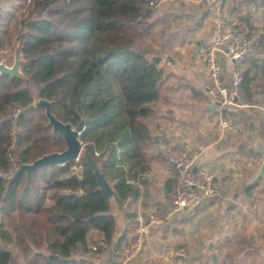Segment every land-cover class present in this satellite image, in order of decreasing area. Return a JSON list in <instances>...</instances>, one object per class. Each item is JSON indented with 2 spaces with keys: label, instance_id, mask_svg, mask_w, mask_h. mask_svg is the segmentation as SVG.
<instances>
[{
  "label": "trees",
  "instance_id": "trees-1",
  "mask_svg": "<svg viewBox=\"0 0 264 264\" xmlns=\"http://www.w3.org/2000/svg\"><path fill=\"white\" fill-rule=\"evenodd\" d=\"M150 2L33 0L26 6V0H6L0 7V47L11 43L18 24L27 29L21 71L28 81L0 75V240L16 248V253L0 248V264H15L16 254L23 264H88L75 258L88 230L98 229L111 241L115 219L83 156L77 173L71 160L11 179L19 162L66 147L60 134L50 133L43 107L15 117L11 110L24 109L42 96L52 102L51 111L59 120L74 126L84 120L80 139L105 179L119 161L117 150L138 158L150 140L141 118L158 100L164 77L163 68L137 47L150 29ZM121 163L113 186L119 202L133 193ZM49 189L55 202L47 206Z\"/></svg>",
  "mask_w": 264,
  "mask_h": 264
},
{
  "label": "crops",
  "instance_id": "crops-1",
  "mask_svg": "<svg viewBox=\"0 0 264 264\" xmlns=\"http://www.w3.org/2000/svg\"><path fill=\"white\" fill-rule=\"evenodd\" d=\"M152 2L150 29L143 37L147 47L143 50L160 56L154 65L163 68L164 77L158 100L148 105L147 114L141 118L150 140L138 158L117 150L122 162L119 168H123L133 193L122 202L114 194L107 198L115 219L111 241H106L102 231L91 228L75 258L88 264H108L118 250L120 264H264V177L247 186L262 159L255 152V142L259 139L264 143V99L258 93L264 88V2L223 0L220 7L222 17L233 29L263 38L244 65L241 90L248 106H229L223 112L229 121L240 118V129L219 126V109L203 89L204 57L199 50L214 36L217 4L200 0ZM249 8H256L260 15L253 18ZM223 64L229 84V64ZM163 145L198 153L195 166L215 173L219 186H226H220L219 193L200 204L172 213L163 223H150L141 244L135 246V216L163 213L168 196L178 187L174 169L160 154ZM107 156L101 157L99 166ZM117 163L110 166L106 176L113 193ZM54 202L51 194L45 205ZM0 248L16 253L8 241L0 240ZM15 264H23L21 255L16 254Z\"/></svg>",
  "mask_w": 264,
  "mask_h": 264
},
{
  "label": "built area",
  "instance_id": "built-area-1",
  "mask_svg": "<svg viewBox=\"0 0 264 264\" xmlns=\"http://www.w3.org/2000/svg\"><path fill=\"white\" fill-rule=\"evenodd\" d=\"M31 2L33 0H26ZM205 3L217 4L213 38L200 47L204 57L203 89L219 109V126L232 129L233 124L224 117L223 112L229 106H248L245 94L241 90L244 78V65L254 56L261 35L235 30L222 17L220 10L223 0H200ZM152 4V2H150ZM224 61L229 64L230 83L224 78ZM163 159L174 169L178 187L168 196V207L161 214L148 213L135 216L134 242L139 246L142 237L148 232L150 223H163L172 213L181 209L200 204L203 200L214 196L216 192L214 175L208 169L196 167L198 153L177 151L172 146L163 145L160 151ZM95 248V246H94ZM180 255L185 256L184 251ZM118 250L108 264H120Z\"/></svg>",
  "mask_w": 264,
  "mask_h": 264
},
{
  "label": "water",
  "instance_id": "water-1",
  "mask_svg": "<svg viewBox=\"0 0 264 264\" xmlns=\"http://www.w3.org/2000/svg\"><path fill=\"white\" fill-rule=\"evenodd\" d=\"M31 24V21L28 22V25ZM24 34L22 33L19 37L18 43L14 49L13 61L11 65H7L4 60L0 61V75H9V76H18L26 80V77L22 74L20 70L21 66L25 63V60L22 59L21 47ZM141 54L151 63L158 64L160 61V56L150 55L145 50L141 51ZM42 90V88L40 89ZM52 102L46 98L39 96L32 103H30L26 108L22 109L18 115H21L23 111L28 109H33L36 107H43L44 114L47 118V126H50V133H58L62 136L65 141L66 147L60 151H51L42 154L41 156L35 158L31 162H19L17 168L11 175V179L18 176L20 173L24 172L26 177H29V174L32 170L43 167V166H59L63 165L67 161L78 159L80 156L83 143L80 139V135L84 129V120H81L77 125H72L70 122H63L59 120L51 111ZM255 152L262 156L260 163L257 166V169L248 179L247 186L255 183L260 178L264 177V143L261 140H256L255 142ZM86 165L94 172L97 178V182L101 192L105 198H109L113 194L112 187L108 181L102 177L100 171L98 170L95 161L92 157L85 153L83 154ZM55 257V256H53ZM216 256L213 255V259Z\"/></svg>",
  "mask_w": 264,
  "mask_h": 264
},
{
  "label": "rangeland",
  "instance_id": "rangeland-1",
  "mask_svg": "<svg viewBox=\"0 0 264 264\" xmlns=\"http://www.w3.org/2000/svg\"><path fill=\"white\" fill-rule=\"evenodd\" d=\"M4 2H6V0H2L1 2H0V7L1 6H3V4H4V6L6 5ZM25 5L27 6L28 5V3H27V1H26V3H25ZM7 7H9V6H7ZM253 7V6H252ZM255 9V10H254ZM22 10V9H21ZM23 10H25V9H23ZM22 10V11H23ZM28 10V9H27ZM254 10V11H253ZM248 11L250 12L251 11V13H252V17L253 18H255V15H260V13H259V10H256V8H253V9H248ZM40 15L41 16H43V15H45L43 12H41L40 13ZM256 21L258 22V18L256 17ZM29 22V21H28ZM256 22V24H257V26H261V23H257ZM258 28H260V27H258ZM20 29H22V31L20 30ZM26 28H22L21 27V25L20 24H18V26L16 27V29H15V31L13 30V32H14V35H13V37H12V39H11V43H9V44H5L3 47H0V61L1 60H4L6 63H7V65H11V63H12V61H13V55H14V49H15V47H16V45H17V43H18V40H19V37H20V35L23 33L24 35H25V33H26ZM23 40H24V36H23ZM23 40H22V42H23ZM140 42L141 43H137V47L138 48H140V49H144L145 47H147V42L145 41V39H141L140 40ZM260 47V46H259ZM258 47V48H259ZM21 68V67H20ZM21 70V69H20ZM24 81H25V83L27 84L28 83V81L27 80H25L24 79ZM27 81V82H26ZM37 92H39V90H37L36 89V94H37ZM258 93H259V96L262 98V100L264 99V88L263 87H261L259 90H258ZM38 98V97H37ZM35 100V99H34ZM33 100V101H34ZM234 107H237V106H234ZM22 109L20 108V107H18V108H16V109H14V110H11V114H12V116L13 117H15V115L17 114V113H19L20 111H21ZM231 123L233 124V129H235V128H237L238 126H240L238 129H240L241 127H243V123H242V120L240 119V118H236L235 117V119H233V118H231ZM237 129V130H238ZM244 130V129H243ZM238 132V131H237ZM81 136V135H80ZM82 141V140H81ZM83 143V142H82ZM55 151H57V150H55ZM186 151V150H185ZM84 152H85V148H84V145H83V149H82V152H81V154H80V156L78 157V159H75L74 160V163H75V165L73 166V170H74V173H77V172H79V170H80V168H81V160L79 159L81 156H83V154H84ZM17 167H15V169H16ZM14 169V170H15ZM210 171V170H209ZM214 175L216 176V174L214 173ZM215 179H216V177H215ZM260 182V181H259ZM222 183L224 184V182H223V180H222ZM41 184H42V186H47V184L46 183H44V181H41ZM215 186H216V192H215V194L216 193H219V187L221 186V187H225L226 185L224 184V185H220L219 186V184H218V182L217 181H215ZM261 187V186H260ZM259 188V187H258ZM53 189H49V190H47V192H46V200H45V203L47 202V198L48 197H50L51 196V194H53ZM215 196H217V195H215ZM220 196L218 195L217 197H215V198H219ZM0 220H1V215H0Z\"/></svg>",
  "mask_w": 264,
  "mask_h": 264
}]
</instances>
